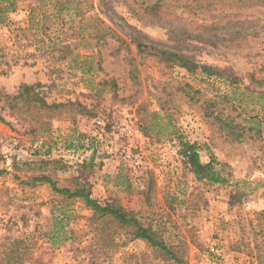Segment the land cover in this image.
Returning a JSON list of instances; mask_svg holds the SVG:
<instances>
[{"label":"rangeland","instance_id":"1","mask_svg":"<svg viewBox=\"0 0 264 264\" xmlns=\"http://www.w3.org/2000/svg\"><path fill=\"white\" fill-rule=\"evenodd\" d=\"M261 1L205 0L204 16L176 8L187 25L177 21L171 31L116 0H6L16 9L0 23V169L7 171L0 176V258L7 240L20 239L37 264H177L82 200L31 185L48 175L61 188L85 185L101 204L116 201L134 212L186 264H264ZM98 19L121 40L99 44ZM188 30L202 41L185 36ZM137 41L231 79L164 66L139 54ZM23 84L64 107L31 130L7 105ZM222 97V111L242 128L241 142L205 118L210 101ZM131 115L134 136H114L112 128ZM98 118L106 122L102 130ZM250 120L259 131L250 130ZM183 143L198 144L204 164L216 158L215 171L227 182L198 181L180 154ZM237 192L243 197L231 206Z\"/></svg>","mask_w":264,"mask_h":264},{"label":"trees","instance_id":"2","mask_svg":"<svg viewBox=\"0 0 264 264\" xmlns=\"http://www.w3.org/2000/svg\"><path fill=\"white\" fill-rule=\"evenodd\" d=\"M105 1V0H103ZM125 5L134 15L139 19H147L151 17L153 20H157L162 26L169 28L171 31L177 26L178 21L182 26L187 25L184 18L181 15L174 13L176 8H181L189 13H199L201 10L204 16V2L205 0H180L178 5H174L165 0H116ZM142 1V2H141ZM211 2L214 0H210ZM264 2H258V5H263ZM16 6L11 2L6 3V0H0V23L5 20V15L11 10H15ZM198 16V15H197ZM191 22V21H188ZM193 23V22H192ZM204 27V26H203ZM213 28V27H212ZM94 38L99 44L108 42L110 39L120 41L121 36L115 32L104 21L97 20V25L93 31ZM192 40L202 41V33H191L189 30L184 34ZM139 54H147L157 60L158 63L169 67H180L191 74L201 73L206 77H217L221 79H231L226 73L218 70L215 67L200 64L195 60L186 57L180 53L172 52L168 49H161L154 44H145L142 42H135ZM191 88V86H188ZM37 86L23 84L19 93L12 97L9 104L7 102L10 112L15 117L27 121L30 123L31 130L34 129L36 122L48 123L54 117L55 112L64 107V104L53 103L50 104L37 91ZM264 95V94H261ZM226 102V97L218 98V100H211L209 105L205 108V118L211 125L218 126L221 131L225 133L232 143L241 142L242 130L241 126L236 125V120L232 116H226L220 106ZM223 108V107H222ZM0 121L6 122L0 112ZM252 128L250 130H258L260 125L254 123L253 120L249 121ZM109 127V126H108ZM200 146L196 143H183L180 154L185 159L186 164L190 167L191 172L194 174L198 181H205L210 184H225L227 181L219 176L215 171L216 158L212 157V161L204 164L201 161ZM43 162V161H42ZM37 165L40 163H36ZM26 165H31L27 163ZM7 171L0 169V176L6 174ZM49 184L51 188L58 194L65 196L69 199H80L86 206L91 208L99 217L110 218L115 223L119 224L122 228L131 229L133 239L145 241L151 247L160 251L166 258L177 264H186L184 260L179 256L175 249L170 246L164 239H162L158 233L150 227L144 226L141 220L134 212L126 210L118 202L113 201L105 205L93 198L91 190L83 185H79L75 189L68 187L61 188L58 183L48 175H41L34 178L31 185L37 184ZM243 194L237 192L230 197L229 204L231 206L236 205L241 201ZM4 245V244H3ZM4 247L2 256L0 258V264H37V258H30L29 248L26 241L16 239L12 242L2 246ZM33 261V262H32Z\"/></svg>","mask_w":264,"mask_h":264},{"label":"built area","instance_id":"3","mask_svg":"<svg viewBox=\"0 0 264 264\" xmlns=\"http://www.w3.org/2000/svg\"><path fill=\"white\" fill-rule=\"evenodd\" d=\"M135 117L133 115L128 117V122L124 125H121L119 127H113L112 128V134L114 136H121V137H126V138H131L135 134ZM96 128L99 130H102L103 128L106 127V122L103 118H98L95 121ZM127 157L131 156L129 153L126 154Z\"/></svg>","mask_w":264,"mask_h":264},{"label":"crops","instance_id":"4","mask_svg":"<svg viewBox=\"0 0 264 264\" xmlns=\"http://www.w3.org/2000/svg\"><path fill=\"white\" fill-rule=\"evenodd\" d=\"M206 163H209V161H206Z\"/></svg>","mask_w":264,"mask_h":264}]
</instances>
